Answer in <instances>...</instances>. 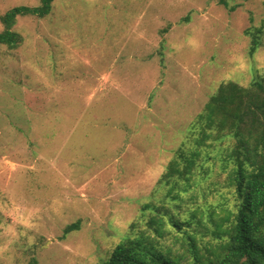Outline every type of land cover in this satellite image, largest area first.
Wrapping results in <instances>:
<instances>
[{"label":"rangeland","instance_id":"obj_1","mask_svg":"<svg viewBox=\"0 0 264 264\" xmlns=\"http://www.w3.org/2000/svg\"><path fill=\"white\" fill-rule=\"evenodd\" d=\"M39 4L0 0V17ZM228 6L53 0L44 17H16L20 41L0 45V264H103L136 236L179 256L180 239L155 236L161 208L224 216L231 140L213 144L179 203L161 177L221 82L264 76V0Z\"/></svg>","mask_w":264,"mask_h":264},{"label":"trees","instance_id":"obj_2","mask_svg":"<svg viewBox=\"0 0 264 264\" xmlns=\"http://www.w3.org/2000/svg\"><path fill=\"white\" fill-rule=\"evenodd\" d=\"M52 1L40 0L36 8L15 7L2 15L0 45L12 48L20 41L11 30L18 15L44 17ZM218 3L229 9V0ZM257 46L258 41L253 39L251 55ZM190 130L195 138L193 147L187 152L180 147L161 177L167 192L176 188L174 200L179 203L177 197L189 185V179L196 173L201 179L206 173L213 144L228 139L232 141L229 151L220 160L232 206L223 210L222 217L215 209L207 210L205 221L196 218L195 212L181 219L178 212L163 207L158 211L162 222L157 221L155 236L172 234L175 240L180 239L181 255L165 254L142 236H136L118 243L103 264H264V76L246 86L221 82L196 115ZM78 228L76 220L66 226L65 232ZM205 236L214 245H201Z\"/></svg>","mask_w":264,"mask_h":264}]
</instances>
